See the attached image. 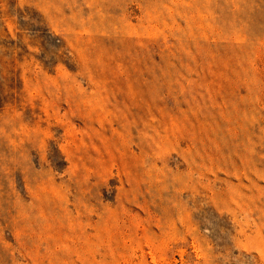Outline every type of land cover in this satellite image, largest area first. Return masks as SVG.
Listing matches in <instances>:
<instances>
[{
  "label": "rangeland",
  "instance_id": "rangeland-1",
  "mask_svg": "<svg viewBox=\"0 0 264 264\" xmlns=\"http://www.w3.org/2000/svg\"><path fill=\"white\" fill-rule=\"evenodd\" d=\"M0 264H264V0H0Z\"/></svg>",
  "mask_w": 264,
  "mask_h": 264
}]
</instances>
